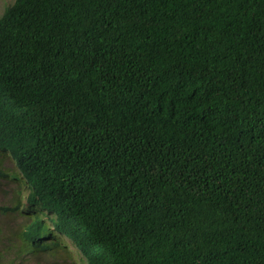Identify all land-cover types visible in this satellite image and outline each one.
<instances>
[{
	"label": "trees",
	"instance_id": "16d2710c",
	"mask_svg": "<svg viewBox=\"0 0 264 264\" xmlns=\"http://www.w3.org/2000/svg\"><path fill=\"white\" fill-rule=\"evenodd\" d=\"M16 183L92 264H264V0H14Z\"/></svg>",
	"mask_w": 264,
	"mask_h": 264
},
{
	"label": "clouds",
	"instance_id": "9594fccd",
	"mask_svg": "<svg viewBox=\"0 0 264 264\" xmlns=\"http://www.w3.org/2000/svg\"><path fill=\"white\" fill-rule=\"evenodd\" d=\"M18 185L22 184L16 183L11 186V189H5V192H2L7 201L1 209L8 220L0 223V232L10 229L9 234L4 236L6 240L2 251H9L11 248L15 250L11 257L10 255L5 257L6 261L3 258L0 262L12 264L13 261L15 264H20L26 258L36 261L39 258L38 255L51 257L53 251H60V256L72 259V264H92L88 258L90 250L84 243V236L69 234L65 230L54 227L50 221L53 213L40 205L43 203L39 195L34 194L33 189L23 186L16 187ZM22 214L23 219L17 220L18 222L15 224H8L11 223L10 221L13 222L16 217H22Z\"/></svg>",
	"mask_w": 264,
	"mask_h": 264
},
{
	"label": "rangeland",
	"instance_id": "374dc122",
	"mask_svg": "<svg viewBox=\"0 0 264 264\" xmlns=\"http://www.w3.org/2000/svg\"><path fill=\"white\" fill-rule=\"evenodd\" d=\"M11 2H13V0H0V16L3 13L5 7L9 5ZM2 164H3V167L5 168L12 166L11 162L8 159H5ZM2 192L3 191H0V223H2V221H5L6 219L8 220V218L3 214V211L1 209L2 206L6 205V201H7V199L3 196ZM23 218L24 216L22 214V217H18V218L16 217V219H13V222L9 220L11 223H8V224L9 225H12L13 223L15 224V222H18L17 220L23 219ZM9 230L10 229H5L3 230V232H0V250L2 253V257L0 260H2L3 258L9 255L11 257L13 251L15 250L14 248H11L9 251H2L3 246H4L3 245L4 241L6 240L4 236H7L9 234ZM60 254H61L60 251H53L51 257L45 256V255L43 256L38 255L39 258H37L36 261L29 260L28 258H26L20 264H72V259L67 258L65 256H60ZM4 260L6 261L7 258H5ZM12 264H15V263H13L12 261Z\"/></svg>",
	"mask_w": 264,
	"mask_h": 264
}]
</instances>
